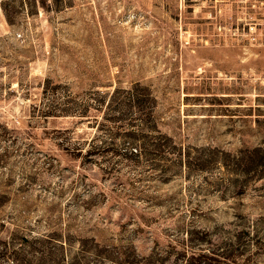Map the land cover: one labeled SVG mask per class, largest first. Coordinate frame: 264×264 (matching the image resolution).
Masks as SVG:
<instances>
[{
    "label": "rangeland",
    "instance_id": "rangeland-1",
    "mask_svg": "<svg viewBox=\"0 0 264 264\" xmlns=\"http://www.w3.org/2000/svg\"><path fill=\"white\" fill-rule=\"evenodd\" d=\"M0 264H264V0H0Z\"/></svg>",
    "mask_w": 264,
    "mask_h": 264
},
{
    "label": "trees",
    "instance_id": "trees-1",
    "mask_svg": "<svg viewBox=\"0 0 264 264\" xmlns=\"http://www.w3.org/2000/svg\"><path fill=\"white\" fill-rule=\"evenodd\" d=\"M144 91V93H143ZM146 91V92H145ZM48 92L46 91V89L44 90V93ZM54 93L52 91H49V96L52 97ZM119 100V99H118ZM115 100L113 102V106H111V111L113 113V116L111 119H109L110 121L114 122V121H119L121 120L120 115H122L121 110L122 108H130V109H135L138 112L140 110H142V113H144V117L141 120L140 123H142V126H144L141 129H137L134 128V125L129 123V126L133 127L131 130L127 131L125 133L126 136H128L130 139L132 140H138V135L139 133H141V131H143L144 129H148L149 127L146 125L147 121L149 122L152 119V111L154 108V98L152 97L151 93H149V91H147V89L140 87L139 85H134L126 94V96L123 97L122 100H120L118 103H116ZM112 101V97L109 100L108 104ZM96 103L99 104L100 101H95ZM91 104L93 103H89L88 101H86V103H84L82 105L81 108L76 109L77 107H67V109H58L57 107H54V110L57 109L56 112L62 113V114H72V115H76L78 117H82L85 116V112H87V109H89L91 107ZM76 111H75V110ZM48 112V111H47ZM136 112H131L130 116L134 115ZM116 114V115H115ZM138 119L137 117H135V119H131L133 122L134 120ZM143 137V136H142ZM156 150L158 148H155Z\"/></svg>",
    "mask_w": 264,
    "mask_h": 264
}]
</instances>
